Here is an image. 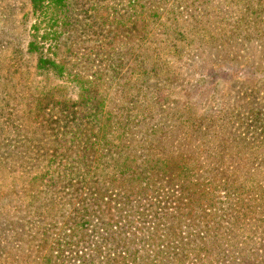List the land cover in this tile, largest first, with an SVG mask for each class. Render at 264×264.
Here are the masks:
<instances>
[{"label":"trees","instance_id":"16d2710c","mask_svg":"<svg viewBox=\"0 0 264 264\" xmlns=\"http://www.w3.org/2000/svg\"><path fill=\"white\" fill-rule=\"evenodd\" d=\"M263 1L30 0L35 86L0 117V264L258 263L264 165L223 112H198L209 86L185 79L234 80L197 49L228 43L234 61ZM76 25L122 48L60 56Z\"/></svg>","mask_w":264,"mask_h":264},{"label":"rangeland","instance_id":"374dc122","mask_svg":"<svg viewBox=\"0 0 264 264\" xmlns=\"http://www.w3.org/2000/svg\"><path fill=\"white\" fill-rule=\"evenodd\" d=\"M76 8L79 9V6ZM239 8L245 10L242 6ZM259 9L260 13L256 19L249 18L248 28L244 26L242 35L237 36L249 39L243 40V45L233 53L234 61H228L231 56L228 60L225 58V54L229 52L228 43H225L222 52L210 48L197 49L196 55L200 56L199 53L203 52L201 56L204 59L217 61L225 66L229 64V69L237 70L236 78L232 80V78L226 77L213 81L212 78L208 79L199 74L193 75L190 72L187 74L185 84L189 79H193L189 82V86L192 88L209 86L203 103L198 107V112L203 115H215L220 111L223 112L222 118L228 121L224 132L229 134L232 129L235 130V135L232 138L234 139L235 136L236 140L233 143L236 146L239 145L238 150L242 154L245 153L244 158L247 156L248 150L243 146L247 143L248 149L256 151V158L252 157V161L264 165V1L259 5ZM100 11L104 15L105 9H100ZM91 14L92 12H88V15ZM71 16L73 21H79L81 25L83 22L92 23L93 20V17L83 18L76 12ZM33 21L30 0H0V107H4L0 111V117L12 114L9 122L16 117V112H13V109L17 107L15 105H19L20 96L22 94V97L31 95L32 87L35 86L33 84L35 81V59L33 55L27 54V44L32 33L30 28ZM84 30L83 27L77 25L72 30L66 28L62 37L59 38L58 48L54 49L56 53L66 58H74L80 57L92 49L91 59L100 61L102 52L108 50L111 53L113 48L117 51L122 48L118 43L120 37L106 43L104 39L109 35L104 33L93 35L92 32L86 33ZM120 53L122 54V52ZM182 67L183 65L179 66V69L181 70ZM184 71H188V68ZM48 87L53 86L47 82L46 89ZM67 92L69 93V89ZM30 104L34 107L35 102L31 101ZM254 116L257 118V123L248 121ZM1 129L2 121L0 120V131ZM259 154L262 156L258 158ZM240 161L244 162L246 159ZM11 182L10 178L6 181L8 184ZM16 183L17 187L26 185L17 179ZM251 216L256 219L255 215ZM249 217L247 216V218ZM241 221L245 222V226L242 224L240 235L248 237L245 228L247 219L243 217ZM256 226L260 230L262 225L258 223ZM256 237L257 243L254 249L257 253L258 263L254 264H264L259 257L264 255L263 240H258L260 237L258 234Z\"/></svg>","mask_w":264,"mask_h":264}]
</instances>
